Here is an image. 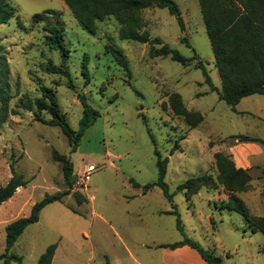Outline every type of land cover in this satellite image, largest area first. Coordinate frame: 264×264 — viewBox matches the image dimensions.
Listing matches in <instances>:
<instances>
[{
  "label": "rangeland",
  "instance_id": "374dc122",
  "mask_svg": "<svg viewBox=\"0 0 264 264\" xmlns=\"http://www.w3.org/2000/svg\"><path fill=\"white\" fill-rule=\"evenodd\" d=\"M173 1L183 28L157 4L120 13L125 21L140 20L138 33L148 36L147 43H140L120 39L122 23L115 16L96 21L92 35L63 0H8L15 13L0 24V186L12 175L10 165L29 183L0 205V256L5 257L0 264H17L6 263L10 256L20 257L21 264H36L50 244H56L50 264H206L188 246L168 247L185 238L222 264H264L261 227L228 210L231 198L237 197L251 216L264 218V96L250 95L233 108L218 98L197 68L200 62L221 90L200 0ZM35 14H43L40 22L32 21ZM45 25L61 29L70 80L44 70L48 63L60 66L59 52L44 42ZM162 45L190 62L182 65L156 55ZM112 50L121 54L126 67ZM84 57L87 78L81 75ZM41 86L53 91L74 132L82 116L77 95L98 112L74 152L61 129L48 124L46 112L34 105L31 110L20 107L41 97ZM173 93L180 95L188 120L172 111L168 98ZM198 117L202 120L195 124ZM240 135L263 141L252 142L263 153L248 159L247 190L231 193L238 181L222 185L214 156L222 154L235 166L233 151ZM175 143L178 148L171 152ZM155 152L167 160L164 182L171 202L157 186L142 191L158 179ZM55 154L71 162L70 188ZM88 166L93 169L86 180ZM199 176H208L210 185L186 199L178 186ZM66 189L5 252V226L27 217L45 194ZM171 210L177 211L180 230L176 216L167 213Z\"/></svg>",
  "mask_w": 264,
  "mask_h": 264
},
{
  "label": "trees",
  "instance_id": "16d2710c",
  "mask_svg": "<svg viewBox=\"0 0 264 264\" xmlns=\"http://www.w3.org/2000/svg\"><path fill=\"white\" fill-rule=\"evenodd\" d=\"M63 2L82 29L92 35L95 33L96 21H101L106 16H115L122 23V27L119 30L120 39L147 43L148 36L138 33L141 25L140 20L132 18L125 21L124 18L120 17V13L123 11L136 12L151 4H157L160 8H167L176 17L180 27L183 28V21L173 0H63ZM199 7L205 32L212 50L214 65L220 78L221 90L212 85L203 65L198 62L197 68L202 70L205 82L210 85L212 91L218 93V98L231 108L244 97L253 94L264 95V0H200ZM14 13L15 9L8 0H0V24L8 22ZM43 13H50V11ZM42 16L43 14H35L32 16V21L40 22ZM130 25H132V29H130ZM44 30L47 33L44 36L45 44L49 48L57 50L60 55V66L56 67L52 63H48L44 69L45 72L58 74L70 80V73L66 65L67 51L62 40L61 29L56 25H45ZM155 41L158 42V40ZM182 41H185V39L182 38ZM112 52L116 55L119 63L123 67H126L121 54L116 50H112ZM154 52L158 56H170L172 60L182 65L190 62V59L183 57L166 45L155 49ZM81 75L85 78L88 77L87 57L82 59ZM40 91L41 97L34 98L32 103L31 101L26 102V104L22 103L20 107L31 110L32 105H34L38 111L46 112L50 116L48 124L58 126L61 129L70 141V151L74 152L82 133L97 119L99 116L98 112L86 103L83 95H77L82 105V116L78 121L77 130L74 132L60 113L53 91L44 86L40 87ZM168 101L172 111L176 115H180L188 120V115L190 114L184 108L179 94H171ZM201 120L202 118L198 117L195 124L200 123ZM236 139L239 142H263L257 138L241 135L236 136ZM177 148V143H175L171 148V152ZM155 155L158 179L154 183L144 185L142 191L146 192L150 188L157 186L171 202V196L168 194L167 186L164 182L167 160L161 159L157 152H155ZM55 157L56 160L61 162L64 182L70 188L72 175L71 162L63 155L55 154ZM214 158L218 171L217 176L221 180L222 185H228L230 181L237 180L238 187L230 188L229 191L231 193L246 191L250 182V176L247 171L236 168L233 162L222 154H215ZM10 169L12 171L11 177L5 185L0 186V205L9 200L18 188L25 187L29 183V180L25 179L22 174L13 172L12 165H10ZM209 185L208 176H199L185 181L178 186V189L183 190L185 198L188 199L198 189L208 187ZM67 193L68 189L58 194H45L40 201L33 204L27 217H21L8 223L5 226V252L9 251L28 225L38 221L39 213L46 205L60 201L61 197ZM231 200L232 204L228 210L238 213L245 222L253 227H261L259 228L260 232L264 235V228L261 225V222H264V218L251 216L241 199L232 197ZM167 213L176 216V227L180 230L181 224L177 211L171 210ZM183 246L194 249L206 264H222L219 257L214 256L210 251L204 250L188 238L168 247L175 249ZM55 249L56 244L47 246L45 251L39 256L36 264H50ZM2 258L5 257L1 255L0 259ZM10 260H15L17 264H21L20 257L10 256L5 261L7 263Z\"/></svg>",
  "mask_w": 264,
  "mask_h": 264
},
{
  "label": "crops",
  "instance_id": "0c3cea01",
  "mask_svg": "<svg viewBox=\"0 0 264 264\" xmlns=\"http://www.w3.org/2000/svg\"><path fill=\"white\" fill-rule=\"evenodd\" d=\"M213 62H214V58H213ZM215 70L217 71L216 68H215ZM217 75H218V71H217ZM253 95H255V94H253ZM256 144L257 143L238 142L237 141V146H235L234 151H233V159L235 162V166L237 168H241L244 170H250L251 169L252 165L248 161L249 157L254 156L256 154H262L263 153V149L261 147L257 146ZM258 145H259V143H258Z\"/></svg>",
  "mask_w": 264,
  "mask_h": 264
},
{
  "label": "built area",
  "instance_id": "2783aa9c",
  "mask_svg": "<svg viewBox=\"0 0 264 264\" xmlns=\"http://www.w3.org/2000/svg\"><path fill=\"white\" fill-rule=\"evenodd\" d=\"M92 166H88L87 167V170H86V176H85V178H86V180L89 178V174H90V172L92 171Z\"/></svg>",
  "mask_w": 264,
  "mask_h": 264
}]
</instances>
